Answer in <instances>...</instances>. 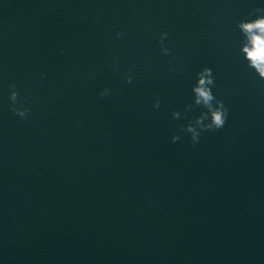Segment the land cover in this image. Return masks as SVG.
Listing matches in <instances>:
<instances>
[{
  "label": "water",
  "instance_id": "water-1",
  "mask_svg": "<svg viewBox=\"0 0 264 264\" xmlns=\"http://www.w3.org/2000/svg\"><path fill=\"white\" fill-rule=\"evenodd\" d=\"M258 8L0 0V264H264V80L236 27Z\"/></svg>",
  "mask_w": 264,
  "mask_h": 264
},
{
  "label": "clouds",
  "instance_id": "clouds-1",
  "mask_svg": "<svg viewBox=\"0 0 264 264\" xmlns=\"http://www.w3.org/2000/svg\"><path fill=\"white\" fill-rule=\"evenodd\" d=\"M256 11L259 12V14H249L248 17L238 20L236 22V27L243 34V42L239 49L242 53L243 60L246 61L247 67L251 68L261 80H264V12H261L259 8L256 9ZM162 50L165 52L167 51L166 49ZM197 77V82L192 89L195 94L194 103L203 104L207 111L202 112L200 116L196 117L195 125L198 126L200 130L214 131L220 129L227 121L228 110L222 101L217 100L215 107L212 104L213 99H215L210 87L214 80L212 69L209 67H203L197 73ZM125 81L131 83V75H127ZM105 94L106 92L100 93L101 96ZM16 96L17 93L13 91L9 98L15 102ZM154 107H158V102ZM12 111L20 116H25L31 111V109L13 108ZM172 115L176 118L179 117L180 113L174 111ZM205 120L208 122L202 123V121ZM184 129L191 134L193 142L197 141L199 132L193 123L190 122L184 125ZM171 139L175 142L178 137L173 135Z\"/></svg>",
  "mask_w": 264,
  "mask_h": 264
}]
</instances>
